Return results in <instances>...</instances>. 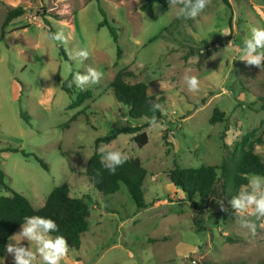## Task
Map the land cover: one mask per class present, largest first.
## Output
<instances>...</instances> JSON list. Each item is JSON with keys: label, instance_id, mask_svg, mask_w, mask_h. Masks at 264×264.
<instances>
[{"label": "rangeland", "instance_id": "1", "mask_svg": "<svg viewBox=\"0 0 264 264\" xmlns=\"http://www.w3.org/2000/svg\"><path fill=\"white\" fill-rule=\"evenodd\" d=\"M145 2L0 0V35L9 10H26L5 27L0 41V169L6 183L36 209L65 183L73 196L87 198L90 216L81 247H68L61 264H264V217L251 218L253 235L240 226L228 203L232 197H223L218 185L194 208L168 178L175 165L220 166L225 145L243 139L264 160V70L239 60L251 27H264V0H210L195 19L178 15L179 4L161 3L151 17L141 10ZM105 19L118 28L121 58L110 29L100 25ZM60 29L70 36L67 44L47 38ZM80 48L89 52L82 62L71 58ZM88 67L100 71L101 79L85 86L91 98L70 108L81 91L73 74ZM121 69L133 73L129 82L143 81L149 94L166 97L164 121L142 129L146 145L126 133L100 144L102 152L118 150L141 160L147 170L143 209L124 184L104 195L87 175L98 137L145 122L132 119L114 96L111 83ZM185 74L198 78V91H189ZM67 80L72 93L63 89ZM216 109L223 120L211 123ZM10 194L0 185V195ZM9 242L15 243L13 237ZM20 243L33 251V264H43L34 241ZM0 264H13V254L5 251Z\"/></svg>", "mask_w": 264, "mask_h": 264}, {"label": "trees", "instance_id": "2", "mask_svg": "<svg viewBox=\"0 0 264 264\" xmlns=\"http://www.w3.org/2000/svg\"><path fill=\"white\" fill-rule=\"evenodd\" d=\"M209 1L202 13L208 8ZM222 1L229 3V0ZM155 3H161L165 7L170 6L169 0H146L141 6V10L154 17ZM25 12V8L21 6L8 11L0 41L6 36L5 27L23 16ZM100 25H107L110 29L112 38L118 46V58H121L123 51L120 45L118 28L114 24H109L106 19ZM132 75L133 73L128 69L119 70L112 80L111 88L116 100L128 107L130 117L132 119H143L145 122L139 126L116 127L110 135L98 137L95 141V151L88 161L87 175L92 186L104 195L116 193L124 184L135 200L138 209H143L147 207L144 193L147 170L142 165L141 160L137 157L127 156L128 159L116 169L114 174L103 168L101 164L103 154L100 149L101 143H110L117 139L120 134L126 133L135 134L134 141L142 147L148 143V134L142 129L149 126L153 118L157 122H163L165 119L163 112L154 111L152 105L159 103L163 106L166 97L164 95L149 94V86L143 81L129 82L128 78ZM63 89L69 93L73 92V88L69 87V80L64 82ZM91 97V90L79 91L70 108L81 106ZM223 116L224 113L216 109L211 118V123L222 121ZM23 117L29 122L28 113L23 112ZM75 118L76 116L73 119ZM259 142H262V140H259ZM253 145V142L249 143L246 139L236 142L232 148L225 145L227 153L220 166L206 164L197 168H181L175 165L169 172L168 178L176 188L181 189L185 199L190 201L194 208H198L200 200H206L213 196L216 193L215 186L217 185L223 197H232L242 187H247V177L249 175L264 176V160L255 152ZM14 151H18V149H14ZM36 158L45 169H48L46 162L38 157ZM218 170H220V173H218ZM6 180L5 172L0 169V185L5 186L11 192L8 196L0 195V259L5 253V245L21 227L24 218L29 216L52 218L58 225V232H52L49 235L52 237L58 234L63 235L67 240L68 247L74 249L81 247L82 236L88 229V217L90 216V206L86 197L73 196L69 185L65 183L56 187L49 194L44 206L36 209L26 196L10 188Z\"/></svg>", "mask_w": 264, "mask_h": 264}, {"label": "clouds", "instance_id": "3", "mask_svg": "<svg viewBox=\"0 0 264 264\" xmlns=\"http://www.w3.org/2000/svg\"><path fill=\"white\" fill-rule=\"evenodd\" d=\"M208 0H169L170 5L180 4L181 8L178 15L186 19H195L203 12ZM229 35L230 32H224ZM48 39L60 44H67L70 36L66 35L63 29L55 33H49ZM89 57L86 48H80L75 51L71 58L79 59L81 62ZM239 60L245 61L249 66H255L264 70V27H251L250 35L243 41V48L239 52ZM102 73L93 67H88L86 72H75L72 83L81 90H85L86 85H95L101 79ZM189 91L196 92L199 90V80L194 75L184 76ZM69 84V87L72 86ZM152 109L163 111L159 103H154ZM152 126H156L157 121L153 118L150 121ZM128 157L118 150H104L101 156L103 168L114 174L116 169L125 163ZM248 185L242 188L238 193L232 196L228 202L234 210L233 215L238 218L241 227L247 228L254 235L256 224L251 219L255 217L260 219L264 217V176L251 175L247 177ZM221 209L228 211L221 202ZM51 230V231H50ZM58 232V225L52 218L42 216L25 217L21 223V230L13 235L15 243L9 242L5 245V251L13 254V264H33L35 259L33 251L23 246L22 240L34 241L37 245V253L42 258L43 264H61V261L68 253L67 240L63 235L51 237L49 234ZM20 240H16V236Z\"/></svg>", "mask_w": 264, "mask_h": 264}, {"label": "crops", "instance_id": "4", "mask_svg": "<svg viewBox=\"0 0 264 264\" xmlns=\"http://www.w3.org/2000/svg\"><path fill=\"white\" fill-rule=\"evenodd\" d=\"M11 239V238H10Z\"/></svg>", "mask_w": 264, "mask_h": 264}]
</instances>
